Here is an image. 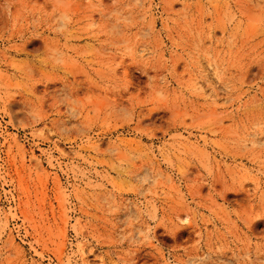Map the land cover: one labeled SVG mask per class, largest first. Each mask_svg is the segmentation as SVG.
I'll list each match as a JSON object with an SVG mask.
<instances>
[{
    "label": "rangeland",
    "instance_id": "1",
    "mask_svg": "<svg viewBox=\"0 0 264 264\" xmlns=\"http://www.w3.org/2000/svg\"><path fill=\"white\" fill-rule=\"evenodd\" d=\"M0 264H264V0H0Z\"/></svg>",
    "mask_w": 264,
    "mask_h": 264
}]
</instances>
